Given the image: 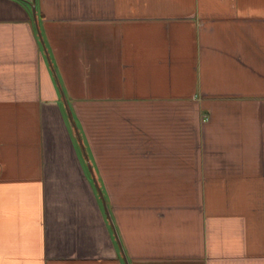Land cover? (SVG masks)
<instances>
[{
	"label": "crops",
	"instance_id": "crops-1",
	"mask_svg": "<svg viewBox=\"0 0 264 264\" xmlns=\"http://www.w3.org/2000/svg\"><path fill=\"white\" fill-rule=\"evenodd\" d=\"M0 264H264V0H0Z\"/></svg>",
	"mask_w": 264,
	"mask_h": 264
},
{
	"label": "rangeland",
	"instance_id": "rangeland-1",
	"mask_svg": "<svg viewBox=\"0 0 264 264\" xmlns=\"http://www.w3.org/2000/svg\"><path fill=\"white\" fill-rule=\"evenodd\" d=\"M129 115H115V116H108L105 113L104 116H98L95 115L92 118L88 119L89 125L94 126V130L96 129V126H102L103 123H106V131H107V145H108V156L112 154H124V153H132V154H139L140 152H144L143 147L150 148V145H142L139 144L142 140L139 131H136L135 129L131 127L125 126L123 124V121L129 120ZM100 137L97 139L103 140V133L98 132ZM97 134V135H98ZM97 151L101 154L102 148H98ZM145 151H153L152 145L150 150ZM136 164V163H134ZM110 166V164H109Z\"/></svg>",
	"mask_w": 264,
	"mask_h": 264
}]
</instances>
